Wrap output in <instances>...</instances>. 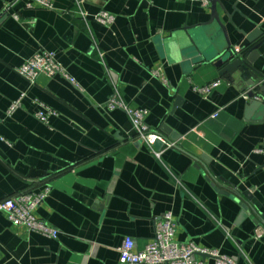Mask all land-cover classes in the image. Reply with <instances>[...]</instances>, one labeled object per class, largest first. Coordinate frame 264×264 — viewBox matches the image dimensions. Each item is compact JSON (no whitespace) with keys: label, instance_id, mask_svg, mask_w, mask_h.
Here are the masks:
<instances>
[{"label":"crops","instance_id":"obj_1","mask_svg":"<svg viewBox=\"0 0 264 264\" xmlns=\"http://www.w3.org/2000/svg\"><path fill=\"white\" fill-rule=\"evenodd\" d=\"M49 1L20 0L5 11L15 0H0V201L50 188L35 215L59 236L30 233L0 212V264H123L124 240L144 250L167 213L179 242L264 264V235L255 239L264 231V154L256 152L264 148V97L248 95L254 76L264 78V0L217 4L231 50L249 64L245 80L216 66L213 52L227 38L199 2ZM102 12L113 24L94 20ZM195 31L200 48L191 44ZM41 51L55 54L78 88L17 73ZM219 80L208 96L197 91ZM116 92L177 147L157 143L158 159L131 141L128 114L106 108ZM45 109L55 113L48 124L36 117Z\"/></svg>","mask_w":264,"mask_h":264},{"label":"built area","instance_id":"obj_2","mask_svg":"<svg viewBox=\"0 0 264 264\" xmlns=\"http://www.w3.org/2000/svg\"><path fill=\"white\" fill-rule=\"evenodd\" d=\"M19 1L15 0L13 4L5 6L4 10L8 11ZM36 1L45 7H51L49 0ZM191 1L199 2L204 8H210L213 2V0ZM94 20L103 25H110L113 24L114 17L107 12H102L96 15ZM16 71L32 84L36 83L40 75H46L50 78H64L78 88L75 80L66 73L57 61L55 54L51 52H39ZM221 83V80L214 81L203 88L197 89V91L202 95L208 96ZM259 85H264V78L259 81ZM245 98H248V95ZM20 105L21 100L14 102L8 114L14 113ZM106 108L110 110H122L128 114L134 130V136L131 138V141L145 143L158 159L161 158L162 151L155 149L157 143H162L166 148L177 147L175 142L166 140L161 134L150 129L146 122L148 115L146 110L133 109L126 106L119 100L118 92L109 100ZM45 110L46 112L41 111L36 117L42 123L48 124V115H54L55 113L48 109ZM256 152L264 154V148L258 149ZM50 193V188L46 187L41 192L27 191L7 198L6 200L0 201V212L5 213L14 226H23L30 233L40 234L50 239H57L59 232L38 219L35 215V211L47 201ZM177 227L178 223L174 216L171 213H167L162 218L155 220L153 241L144 250L135 251L134 240L126 238L119 248L123 264H205V262L195 259L197 255L209 256L215 260L216 264H237L236 260L221 255L217 250L203 249L194 242H179L176 239ZM263 235V229L258 228L255 233V239L260 240Z\"/></svg>","mask_w":264,"mask_h":264},{"label":"water","instance_id":"obj_3","mask_svg":"<svg viewBox=\"0 0 264 264\" xmlns=\"http://www.w3.org/2000/svg\"><path fill=\"white\" fill-rule=\"evenodd\" d=\"M217 4H219V0H213L211 5V13H212V20L211 25H218L221 30H224L226 38H227V45L223 46L222 48H218L217 50L213 52L214 57L216 59V66L221 67L222 74H230L235 75V72L241 71L240 78L245 80L247 77L251 75L249 64L244 57L245 55H236L231 50V43L228 39L226 29L223 26V24L220 21L218 12H217ZM188 31V30H187ZM260 33L259 30L254 32V34L249 38L250 41H253L256 39V36ZM189 37L191 39V44L193 46L197 45V47L200 48L201 38L197 31L193 33H189ZM199 44V45H198ZM244 53V52H243ZM254 81L250 82V87L256 88L255 90H252L248 93L249 97L251 99H256L260 96L264 97V85H259L258 76H254ZM232 81V80H231ZM243 207V215H247V207L244 203L241 204ZM264 219V216H263Z\"/></svg>","mask_w":264,"mask_h":264}]
</instances>
